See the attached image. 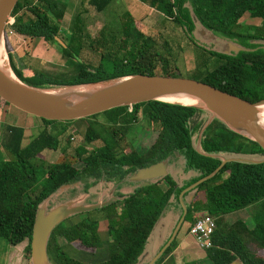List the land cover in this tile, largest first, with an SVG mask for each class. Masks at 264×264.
Returning <instances> with one entry per match:
<instances>
[{"label": "trees", "instance_id": "1", "mask_svg": "<svg viewBox=\"0 0 264 264\" xmlns=\"http://www.w3.org/2000/svg\"><path fill=\"white\" fill-rule=\"evenodd\" d=\"M65 1L18 0L11 13L14 22L5 30V39L11 30L26 41L57 44L70 73L66 76L39 71L25 76L15 71L26 86L61 89L135 75L181 78L177 63L183 50L165 36L166 23L170 22L202 54L197 55L195 70L191 72L201 73L202 80L198 82L249 103L264 100V39L237 32L245 15L264 20V0H137L163 17V22L153 27L142 25L129 11L119 14L117 0H81L67 31L62 27L68 9ZM88 9L102 23L95 36L90 35L83 19L89 15ZM112 13L119 14L116 26L112 24ZM199 29L213 36V45L231 43L245 51H212L198 42ZM6 45L10 47L7 40ZM84 52L96 56V61L84 60ZM0 102L9 106L1 99ZM208 116L198 108L150 101L75 121L36 118L43 127L25 147H21L23 131L6 128L3 146L12 159L0 156V241L13 247L27 241L25 252L30 259L36 211L60 189L66 188L63 203L89 194L83 205H91L90 189L101 182L111 184L114 195L119 197L120 189L133 187L119 202L74 215L75 222L56 226L48 239L47 256L50 264H137L163 210L166 213L175 209L177 223L182 215L180 193L212 174L222 159H234L183 195L187 214L182 225H192L198 213L204 211L215 221L211 247L206 250L213 264L236 260L242 264H264V256L259 255L264 250V220H255L250 229L242 222L228 225L224 220L227 214L264 199V151L217 119L208 124ZM100 117L107 127L97 122ZM140 121L142 131L152 132L154 140L146 148H132L128 143L130 150L126 152L120 142ZM73 124L86 126L83 144L75 149L74 157L67 154L70 138L65 139ZM62 140L66 141L65 148L59 147ZM96 141H102V145L87 150ZM46 151H59L63 157L50 164L39 161ZM165 160V177L143 188L140 183L129 181L139 169ZM101 221L106 222L103 236ZM59 237L69 247L78 243L91 250L98 259L87 262L78 253L68 254L57 243ZM174 245L175 240L164 254Z\"/></svg>", "mask_w": 264, "mask_h": 264}, {"label": "water", "instance_id": "2", "mask_svg": "<svg viewBox=\"0 0 264 264\" xmlns=\"http://www.w3.org/2000/svg\"><path fill=\"white\" fill-rule=\"evenodd\" d=\"M17 2L18 0H0V44H4L5 27ZM55 41L64 47L63 42L59 38H55ZM226 45L229 47V51H221L222 53L229 54L230 52L245 51V49L231 43H227ZM83 86H99L100 88L86 94H52L49 92L54 90L57 92L73 87L51 90L36 89L5 75L0 70V99L18 111L35 118L59 122L75 121L118 107L132 106L150 101L169 103L159 100L161 97L189 96L201 102L202 107H198V109L206 111L231 131L255 142L264 151V133L257 125L256 118V108L264 104V100L249 103L198 81L162 76L135 75ZM73 98L79 99V101L72 102ZM233 160L222 159L221 164L212 174L190 185L180 193L179 202L182 207V215L171 237L159 252V255L170 246L185 219L187 209L182 200L183 195L210 179L226 163ZM237 160L241 161L240 159ZM167 174L168 160H165L139 169L129 178V181L140 183V187L143 188L151 182L165 177ZM118 200L120 201L121 199L112 196L105 202L91 205H75L68 201L58 204L49 210L43 206V202L36 211L32 229L30 241L31 264H50L47 256L48 239L53 229L64 220L74 215L107 207ZM163 213L164 210L158 220L162 217Z\"/></svg>", "mask_w": 264, "mask_h": 264}, {"label": "rangeland", "instance_id": "3", "mask_svg": "<svg viewBox=\"0 0 264 264\" xmlns=\"http://www.w3.org/2000/svg\"><path fill=\"white\" fill-rule=\"evenodd\" d=\"M87 1V0H85ZM66 5L68 7L67 9V15L66 18L62 22L63 30L67 31L70 26V20L72 18V15L74 14V11H76V8L74 7L75 0H66ZM118 3V11L119 14L123 11H129L136 20L141 21L142 25H145L147 27H153L155 25H158L163 22V17L159 15L156 11L148 9L147 7L143 6L141 3H139L137 0H117ZM89 15H84L83 19L84 22H86L87 29L91 36H95V34L100 30L102 23L100 22V18L94 15V11L92 9H88ZM118 14V15H119ZM112 15V24L117 25V18L118 15L111 14ZM166 35L170 41H175L183 50L182 54L179 56V60L177 63L178 69L180 70V77L185 79H190L194 81L202 80L201 73H191L194 69V64L196 63V57L202 56L199 49H196L191 43H189L184 35L182 34L181 30L178 27H175L174 25L170 24V22L166 23ZM237 32L244 35H256L262 39H264V20L258 19V18H250L248 15H245L239 22V25L237 27ZM209 36H204V38L198 39V42L200 44L205 45L207 48H209L212 51H224L228 52V46H225L223 44L222 47L215 46L209 41ZM49 46V45H48ZM50 47L54 49V61L52 63H46L41 58L42 53L47 50V44L41 43L39 41L36 42H30L24 40L23 43L15 41L13 45V49L11 47L8 48L6 45V39L4 36V52L7 56V66L15 79L19 80L18 75L15 71H18V73H21L25 76H28L32 74V72H39V71H47L54 74L59 73H65L66 76H69L70 73L68 72L69 69L65 66L64 60L61 58V51L57 44H50ZM11 51V55H8V51ZM49 49V48H48ZM178 50V49H177ZM34 52V53H33ZM12 56V57H11ZM82 57L84 60L87 61H96V56H94L91 53L84 52L82 54ZM14 63V64H13ZM196 65V64H195ZM214 66V64H213ZM20 81V80H19ZM4 105V104H3ZM6 106V105H4ZM8 107V106H6ZM202 107V106H200ZM198 108V107H197ZM10 111L11 108H8ZM5 110V109H4ZM4 110H0V115L3 112L4 118L6 117ZM8 112V110H7ZM11 114L10 112H8ZM30 120L36 121L38 119L29 116ZM6 120L8 121V117H6ZM208 124L214 121V118L212 115L209 114L208 116ZM99 123L107 127V123L104 120V118L100 117L98 119ZM141 122V121H140ZM4 123V122H3ZM16 125V124H15ZM143 121L141 123H138L133 129H131L126 136L124 137V140L120 142L121 148H124V151H128L130 149L128 147V143L132 144V148H146L153 140H154V134L152 132H144L142 131ZM85 125L81 124L80 127H77L76 125H71L68 128V131L65 135L66 138H70V141L68 142L69 147L66 150L67 154L70 156H75V149L83 144V133L85 129ZM41 128V127H40ZM139 131H141L140 134ZM39 132V131H36ZM1 141V136H0ZM102 145V141H96L90 144L87 147V150H91L93 148L100 147ZM66 141L62 140L60 144V148L66 147ZM0 156L4 160H11L12 155L9 153L8 150L3 149L0 145ZM61 157V152L57 151H46L41 153L39 156V161H44L47 164L56 162ZM63 157V156H62ZM61 157V158H62ZM164 187V183L161 184ZM125 188V187H124ZM132 188V187H131ZM121 190V189H120ZM120 190L118 193L120 194ZM66 191V188H62L59 190V192L51 197H49L43 204V206L49 210L50 208H53L57 206L58 204L63 203V200L66 198L67 194L64 193ZM129 190H125V193L129 192ZM114 193L113 186L109 183H99L96 186L92 187L90 189V194L93 195V198L91 199L92 204L96 203H102L107 201L109 198L112 197L110 193ZM123 193L122 195H125ZM121 195V196H122ZM86 195H82L74 200H71L70 202L74 203L75 205L83 204L85 201ZM119 198V197H118ZM122 197H120L121 199ZM248 214H252L255 217L257 214H261L262 218L264 220V199L259 201L258 203L250 206L247 210ZM201 215V212L198 213V216ZM74 218V219H73ZM77 218L71 217L68 220H64L61 225L70 224L76 221ZM254 223V222H253ZM100 230H102V236L104 235L105 229H106V222H100ZM187 226V223H184L181 227V232L185 230ZM65 250L68 254L74 255V253L80 254V258H84V261L87 262H93L97 260L98 258L94 256L91 250H86L82 248L78 243H73L71 247L65 246ZM9 252L15 253V248L13 246H10L5 241H0V264H8L7 263V257L9 255ZM74 256H77L74 255ZM79 258V259H80Z\"/></svg>", "mask_w": 264, "mask_h": 264}, {"label": "crops", "instance_id": "4", "mask_svg": "<svg viewBox=\"0 0 264 264\" xmlns=\"http://www.w3.org/2000/svg\"><path fill=\"white\" fill-rule=\"evenodd\" d=\"M130 1L133 2V0H130ZM80 3H81V0H75L74 7L76 8V11H74V13L77 12V8H79ZM198 34L200 38L202 37L204 38V36H209L208 34H206L205 31L201 29L198 30ZM208 39L209 41H212L213 36H209ZM6 40L8 41L10 47L13 49V45L15 41L23 43L25 38L18 36V35H13L11 37H7ZM39 42H40V45L41 43L47 44L44 41H39ZM48 45L49 44H47V50H45L42 53L41 58L46 63H52L54 61V53H53L54 49H52V47ZM224 45L227 46L226 43ZM215 46L222 47L223 44L215 42ZM194 68H195V64H194ZM8 108H11L12 110L10 111ZM0 110H4V113L6 114L5 116L8 117V121H7L6 117L4 118L3 116V112L0 115V136H1L0 145L3 149H6L3 146L4 145L3 144V134H4L3 132L5 131L6 128L13 127V128L21 129L23 131L21 147H25L29 143L31 138L38 133L36 131H39L43 127L42 123L39 120L32 121L28 119L30 115H27L21 111H18L17 109L11 106L6 107L1 102H0ZM7 110L11 114H9ZM174 173L177 174L176 172ZM129 189L130 191L125 193V190H129ZM132 191H133V187L132 188L125 187L120 190V195L125 193V195H122V197H126ZM110 194L112 195L113 193L111 192ZM189 199L191 198L189 197L188 200ZM248 208H250V206L245 209L238 210V211L227 214L224 217L225 222L228 225H232L233 223L239 221V222L244 223L247 228L249 229L252 228L253 222L255 220L263 219V218L261 214L259 215L257 214L256 217L252 214L251 215L248 214L246 211ZM203 213L205 212L202 211L200 216H204ZM177 217L178 216H177V212L175 209H171L162 215V217L155 224V227L153 228L151 232V235L144 249V252L139 258V261L137 264H213L208 259L206 250L199 248L196 242L194 241V239L188 234L189 223H187V226L184 231L181 232V228L179 229L174 239L175 245L174 247H172L171 251L168 254H164L163 252L161 255H159V252L161 251V249L165 246V244L171 237V234L176 224L178 223V222L176 223ZM57 243L59 244V246L63 248L67 246V243L65 242V240L60 237L57 238ZM26 246H27V241H24L18 244L17 246H14L15 253L9 252V255L7 257V263L8 264H31L30 259L26 257V252H25ZM259 255L264 256V250L260 251ZM231 264H242V263L236 260Z\"/></svg>", "mask_w": 264, "mask_h": 264}, {"label": "bare ground", "instance_id": "5", "mask_svg": "<svg viewBox=\"0 0 264 264\" xmlns=\"http://www.w3.org/2000/svg\"><path fill=\"white\" fill-rule=\"evenodd\" d=\"M0 70L7 76L11 78H15L11 71L7 66V56L4 52L3 43L0 44ZM100 88L99 86H78L73 88L62 89L59 91H50L49 93H74V94H82V93H90L96 89ZM79 101V99L73 98L71 101ZM159 100L169 102L172 104H178L182 106H189V107H200L201 102L195 98L189 96H170V97H161ZM257 125L263 130L264 133V104L259 105L257 108Z\"/></svg>", "mask_w": 264, "mask_h": 264}, {"label": "built area", "instance_id": "6", "mask_svg": "<svg viewBox=\"0 0 264 264\" xmlns=\"http://www.w3.org/2000/svg\"><path fill=\"white\" fill-rule=\"evenodd\" d=\"M13 18H9L7 27L13 24ZM15 35L11 30L7 31V37ZM5 36V33H4ZM215 229V221L213 218L204 215L197 218V220L189 226L188 234L194 239L199 248L208 250L211 247V237Z\"/></svg>", "mask_w": 264, "mask_h": 264}, {"label": "flooded vegetation", "instance_id": "7", "mask_svg": "<svg viewBox=\"0 0 264 264\" xmlns=\"http://www.w3.org/2000/svg\"><path fill=\"white\" fill-rule=\"evenodd\" d=\"M226 44H227V43H226ZM85 195L87 196V197L85 198V200H86V199H88V197H89V194H85ZM80 196H82V195H79L78 197H80ZM112 196H114V197H116V198H118V197H119V196H115V195H114V193H113V195H112ZM78 197H77V198H78ZM119 198H120V197H119ZM117 202H119V200H118ZM114 203H116V202H114ZM83 204H84V203H83Z\"/></svg>", "mask_w": 264, "mask_h": 264}]
</instances>
